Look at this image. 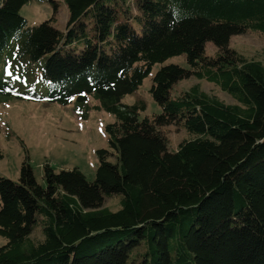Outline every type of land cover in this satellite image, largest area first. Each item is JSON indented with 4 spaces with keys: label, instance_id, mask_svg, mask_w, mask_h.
Listing matches in <instances>:
<instances>
[{
    "label": "trees",
    "instance_id": "1",
    "mask_svg": "<svg viewBox=\"0 0 264 264\" xmlns=\"http://www.w3.org/2000/svg\"><path fill=\"white\" fill-rule=\"evenodd\" d=\"M30 1L0 0V102H76L85 118L93 97L116 121L94 181L44 164L39 183L28 157L17 181L0 177V264H264V64L229 48L264 36V0H64V32L29 26ZM181 55L189 69L154 75L161 113L139 119L145 102L122 100ZM12 69L29 88L8 82ZM192 77L236 104L200 85L172 97ZM171 125L190 137L175 151L160 131Z\"/></svg>",
    "mask_w": 264,
    "mask_h": 264
},
{
    "label": "rangeland",
    "instance_id": "2",
    "mask_svg": "<svg viewBox=\"0 0 264 264\" xmlns=\"http://www.w3.org/2000/svg\"><path fill=\"white\" fill-rule=\"evenodd\" d=\"M57 8H54V3ZM20 14L29 26L35 27L44 22H51L54 27L64 32L69 21V10L64 0H31ZM229 48L237 51L246 59L261 61L264 64V36L255 32L233 36ZM218 49L209 42L205 54L214 57ZM177 65L189 69L185 55L175 56L167 61L156 64L150 75L143 81L136 92L127 95L122 103L134 105L145 102L146 110L140 112L139 119L151 118L161 113L160 106L151 95L154 75L160 68ZM2 72L4 68L0 66ZM31 68H27L22 76L29 78ZM12 76L7 77L17 91H24L23 83L27 80L15 77L18 72L12 69ZM4 74V73H3ZM194 85L211 96L219 98L226 104H236L225 92L215 84L192 77L174 85L172 97H179ZM89 112L82 117L85 110H79L76 102L62 106L45 102H29L11 100L0 102V177L17 181L25 158L28 157L33 173L39 183H43V165L49 164L55 172L79 169L89 181H94L98 169L97 151L109 148V135L106 127L116 121L114 115L105 110H97L99 103L93 98L88 99ZM166 137L169 151H175L178 145L189 139L188 133L177 126L161 127ZM119 198L113 197L105 202L112 211L118 208ZM41 231H34L32 238L41 239ZM2 244V240H0Z\"/></svg>",
    "mask_w": 264,
    "mask_h": 264
}]
</instances>
